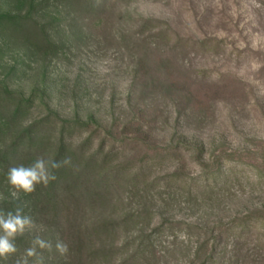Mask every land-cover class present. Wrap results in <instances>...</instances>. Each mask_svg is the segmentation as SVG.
Wrapping results in <instances>:
<instances>
[{"label": "rangeland", "instance_id": "obj_1", "mask_svg": "<svg viewBox=\"0 0 264 264\" xmlns=\"http://www.w3.org/2000/svg\"><path fill=\"white\" fill-rule=\"evenodd\" d=\"M2 15L38 21L55 46L0 25V85L25 108L17 119L0 103V204L20 202L36 223L25 234L51 241L45 264L91 263L61 221L33 213L39 196H13L7 173L54 160L61 138L72 162L58 172L63 211L77 227L153 212L108 240L123 249L111 264L151 234L138 264H207L212 249L209 264H264V0H0ZM147 21L163 24L143 33Z\"/></svg>", "mask_w": 264, "mask_h": 264}, {"label": "trees", "instance_id": "obj_2", "mask_svg": "<svg viewBox=\"0 0 264 264\" xmlns=\"http://www.w3.org/2000/svg\"><path fill=\"white\" fill-rule=\"evenodd\" d=\"M88 11L92 12H100L101 6L97 5L93 2H90L87 7ZM28 21L31 22V24H28ZM157 24H163L162 22H155V21H147L142 28V32H146L150 26H154L156 29ZM0 25L1 28L4 32L10 33L13 35L19 34L20 36L24 37V39H32V40H37V41H44L47 42L51 47L55 48V46L47 36V31L45 29H42L39 25V22L36 20H27L24 18H18L17 16L13 15H2L0 16ZM11 97H19V95H16L15 93L10 92L8 89H5L0 85V103L2 104L3 108H8L12 111V114L15 118L19 119L21 116H23V113L25 111V108H23L22 104L16 105L15 98L14 104H12ZM34 133V127L28 128V132L26 133V136L32 135ZM28 134V135H27ZM25 136L23 134L21 137L17 138L16 141L14 142L15 144L13 145V149H19L21 150L20 143L22 140L25 139L22 138ZM33 141V140H32ZM31 143V141H29ZM34 142V141H33ZM32 147V146H30ZM30 150V149H29ZM67 150V145L64 143L63 138H61V143L58 146L57 152L55 153L54 160L57 162L62 161L64 159V154L65 151ZM13 151V150H12ZM110 156H112L111 153L105 155V159H108ZM94 158V157H93ZM94 160V159H93ZM97 160V159H95ZM106 165V163H103ZM22 165V164H21ZM18 166V165H17ZM89 166V167H88ZM88 166H85L82 168L83 171H89V169L94 168L90 164ZM105 171L106 168L102 167L101 172H100V193L99 197L107 201V198L105 199V195L108 189V186H104L106 184L105 181ZM56 175H57V180L51 182L47 187H44L43 185H37L36 191L31 193V197L33 195L39 196L40 197V202L38 203L39 205L36 206L35 211H33L34 214L38 212V209H40V212L42 215H44L47 218V221L50 222L51 224L53 222H62V226L64 228V236L65 240L69 241L70 237L72 238L73 235H75L76 239L73 241L72 245L77 249V253L79 255V260L82 262H90L91 264H111V260L115 257L117 253L122 252V248L119 246H115V244L108 245V240L113 238L114 235L117 234L118 228L123 224V223H128L130 221H138L141 218L148 219L153 216V212L146 211L143 213H131L126 219L123 220V223L116 221L113 218H103L101 219L98 218V220L95 222V224L89 229L87 227H82L79 226L77 227V218L73 216L69 210H66V213L64 208L69 205V200L68 198L62 196L60 193V182H59V170H55ZM111 175L108 173V180L111 179ZM74 183V182H73ZM0 184H3L2 179L0 178ZM70 182L65 181V187L66 189H71L72 190V185H70ZM63 185V186H64ZM74 198V196H73ZM76 201V197L74 198ZM73 201L75 202V200ZM76 203V202H75ZM17 206H20V202L12 200L11 202L9 200L2 202L0 204V211H2L5 215L9 212L12 211L13 213L15 212V209ZM63 214H62V211ZM37 211V212H36ZM65 214V215H64ZM76 221V223H75ZM138 224V222H137ZM79 228V231L77 230V233H74V230ZM161 230V228L157 229ZM201 231V230H200ZM31 235L30 234H25L23 236H20L16 239L14 242L17 248H26L27 243L31 240ZM153 235L151 234L150 236H147L144 238V241L140 243L139 249L140 251H136L134 254L129 255L125 261H121L119 263H113V264H138L140 261V256H142V251L143 253L145 252V242L148 241L150 238L152 239ZM214 239L215 236H213ZM138 239H136L137 241ZM64 241V240H63ZM30 245V244H29ZM210 242L206 241L204 242V248L209 247ZM73 248V247H72ZM74 248V249H75ZM89 248V249H88ZM199 251L197 252V255ZM215 251L207 254V264L212 263L215 261ZM144 257V256H143ZM145 258V257H144Z\"/></svg>", "mask_w": 264, "mask_h": 264}, {"label": "clouds", "instance_id": "obj_3", "mask_svg": "<svg viewBox=\"0 0 264 264\" xmlns=\"http://www.w3.org/2000/svg\"><path fill=\"white\" fill-rule=\"evenodd\" d=\"M71 158L65 156L62 161L38 157L31 165H18L9 168L7 181L15 191L31 194L36 191L37 185L47 187L51 182L57 180L55 170L66 166H71ZM36 228V223L31 215L25 214L22 207L17 206L15 212L9 211L6 215L0 211V258L8 260L17 252L14 240L17 236L24 235ZM39 250V251H38ZM55 250L60 256H65L69 252V246L62 240L57 239ZM51 253L53 245L50 240L40 235H35L30 241V246L24 254L14 261V264H45L43 252Z\"/></svg>", "mask_w": 264, "mask_h": 264}]
</instances>
